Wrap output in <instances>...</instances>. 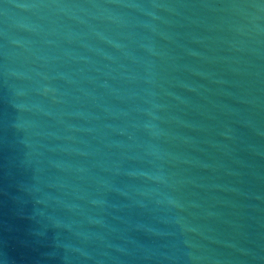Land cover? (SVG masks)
I'll return each instance as SVG.
<instances>
[{
  "label": "water",
  "instance_id": "1",
  "mask_svg": "<svg viewBox=\"0 0 264 264\" xmlns=\"http://www.w3.org/2000/svg\"><path fill=\"white\" fill-rule=\"evenodd\" d=\"M0 264H264V0H0Z\"/></svg>",
  "mask_w": 264,
  "mask_h": 264
}]
</instances>
